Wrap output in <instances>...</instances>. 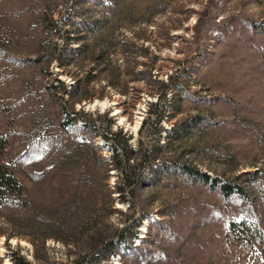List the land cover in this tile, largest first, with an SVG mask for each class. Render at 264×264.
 Here are the masks:
<instances>
[{"label": "rangeland", "instance_id": "374dc122", "mask_svg": "<svg viewBox=\"0 0 264 264\" xmlns=\"http://www.w3.org/2000/svg\"><path fill=\"white\" fill-rule=\"evenodd\" d=\"M83 122L128 137L123 194ZM0 162L23 187L0 208V264H264L262 244L226 235L264 229V0H0Z\"/></svg>", "mask_w": 264, "mask_h": 264}, {"label": "trees", "instance_id": "16d2710c", "mask_svg": "<svg viewBox=\"0 0 264 264\" xmlns=\"http://www.w3.org/2000/svg\"><path fill=\"white\" fill-rule=\"evenodd\" d=\"M42 25L43 29L52 30L55 27V22L52 17H48L45 11H42ZM41 57L36 59L35 61H39ZM34 60V59H33ZM58 82L63 85V82L58 79ZM75 84V83H74ZM76 84L73 85L76 88ZM168 86V84L166 85ZM161 95H157V101ZM79 112L75 111V109H71V111L63 108V117L61 120V124L70 129L77 123ZM163 118L162 115H158L156 120L160 121ZM148 118H145L142 122V125H145ZM82 127L86 130H90L93 135L99 136L102 140V144L108 147L112 151V167L116 169L120 174V184L117 185L116 190L119 194H123L128 187H131L137 180L136 174L134 172V164L129 163V159H131V155L134 152V149L129 147L127 142V138L125 137V133L122 135L123 141L125 144L122 147V150L119 148V145L113 141V139L109 138L107 135L103 134L99 129L94 125V123L83 122ZM122 131L114 133L112 136L121 135ZM180 172L184 174H188L189 176H194L197 180L210 185L212 188L218 189V191L225 195H236L240 197H244L246 194V188L240 184L234 182V180L225 181L218 177H210L205 172L199 171L194 167L181 165ZM23 193V187L10 166L6 163L0 162V208L11 201V195L21 196ZM123 231V230H122ZM121 231V232H122ZM125 231V229H124ZM226 235L230 236L232 234L233 237L243 238L245 240L253 241L255 240L259 244L264 246V229L259 226L257 221L254 219H246L241 218L239 220H232L228 223L226 229ZM120 240L122 242L125 241V234L120 233ZM135 237V234H132ZM129 248V245H126ZM14 254V255H13ZM11 259L13 264H31L26 258L19 255L18 253H11ZM84 264H101L99 255L92 256L87 260Z\"/></svg>", "mask_w": 264, "mask_h": 264}]
</instances>
